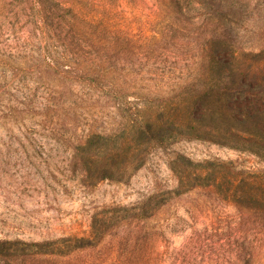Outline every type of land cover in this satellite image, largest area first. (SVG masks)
<instances>
[{"label": "rangeland", "instance_id": "obj_1", "mask_svg": "<svg viewBox=\"0 0 264 264\" xmlns=\"http://www.w3.org/2000/svg\"><path fill=\"white\" fill-rule=\"evenodd\" d=\"M224 1L240 5L245 18L264 16V0ZM192 8L189 17L197 19L203 10ZM170 14L164 0H0V237L87 233L93 220L158 192L163 202L145 225L157 230L161 250L208 225L218 237L202 244L210 256H199L202 264H245L241 246L250 264H264V224L205 189L176 193L194 161L221 158L262 171L254 155L209 140L168 139L120 180L98 179L95 166L86 176L87 155L75 156L91 138L104 153L122 109L173 93L196 74L193 27H178ZM217 54L231 57L229 49ZM232 102L264 108L253 92Z\"/></svg>", "mask_w": 264, "mask_h": 264}, {"label": "trees", "instance_id": "obj_2", "mask_svg": "<svg viewBox=\"0 0 264 264\" xmlns=\"http://www.w3.org/2000/svg\"><path fill=\"white\" fill-rule=\"evenodd\" d=\"M164 3L171 11L170 20H175L178 27H193L190 36L199 51L197 72L173 93L148 95L139 106H127L128 112L122 109V123L109 138L104 153L97 151L102 148L93 138L80 145L75 156L84 160L83 154L87 155L86 176H91L89 170L95 166L98 179L120 180L129 175V167L139 168L147 153L164 146L168 139L209 140L264 161V108L232 102L241 93L264 97L263 13L255 20L250 15L245 18L240 5L224 0ZM194 6L203 10L197 19L189 17ZM246 36L255 37L249 46L243 43ZM223 49L230 50V58L217 54ZM241 60L246 64L235 67ZM192 164L181 173L176 193L205 189L215 198L234 203L254 222L256 219L264 224V169L241 167L221 158ZM163 195L146 193L142 200L120 208L117 215L93 220L87 233L41 240L0 237V264H202L199 256L210 257L205 256L203 245L216 241L218 228L205 225L194 229L182 246L161 250L157 230L147 227L145 220L158 212ZM236 249L238 258L250 264L247 250L242 246Z\"/></svg>", "mask_w": 264, "mask_h": 264}]
</instances>
